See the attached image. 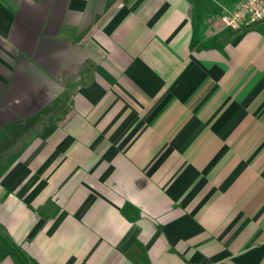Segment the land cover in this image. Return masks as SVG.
Returning <instances> with one entry per match:
<instances>
[{
	"label": "crops",
	"instance_id": "1",
	"mask_svg": "<svg viewBox=\"0 0 264 264\" xmlns=\"http://www.w3.org/2000/svg\"><path fill=\"white\" fill-rule=\"evenodd\" d=\"M239 1L0 0V264H264Z\"/></svg>",
	"mask_w": 264,
	"mask_h": 264
},
{
	"label": "built area",
	"instance_id": "2",
	"mask_svg": "<svg viewBox=\"0 0 264 264\" xmlns=\"http://www.w3.org/2000/svg\"><path fill=\"white\" fill-rule=\"evenodd\" d=\"M264 21V0H240L234 7L225 9L215 22V29H240Z\"/></svg>",
	"mask_w": 264,
	"mask_h": 264
}]
</instances>
